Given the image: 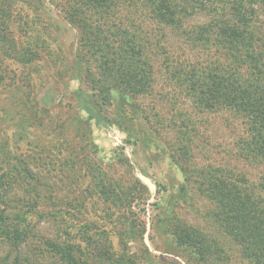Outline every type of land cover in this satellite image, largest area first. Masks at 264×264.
<instances>
[{
  "label": "trees",
  "instance_id": "1",
  "mask_svg": "<svg viewBox=\"0 0 264 264\" xmlns=\"http://www.w3.org/2000/svg\"><path fill=\"white\" fill-rule=\"evenodd\" d=\"M53 2L77 30L73 64L94 89L92 96L101 100L100 106L117 96V115L126 128L137 115L150 124L139 99L152 95L162 78L173 92L170 99L185 101L184 110L227 113L229 124L242 126L232 151L235 160L246 166L264 164V0ZM12 4L0 5V32L14 21ZM25 36L27 45L12 40L15 46L3 54L18 64L42 63L41 53L28 44L46 33ZM176 118L171 129L176 127L173 131L180 138L171 158L187 164L195 123L184 113ZM5 145H0V264H127L126 249L120 253L104 241H111L116 221H86L84 198L57 196L39 175L38 165L36 173L23 153ZM183 164L185 179L196 172L205 180L200 191L211 204V215L240 255L249 264H264V172L251 180L234 167L191 171ZM58 204H64V210H54ZM78 215L85 218L79 226L73 220ZM44 223L52 230L42 231ZM174 229L188 254L211 264L205 237L180 226Z\"/></svg>",
  "mask_w": 264,
  "mask_h": 264
},
{
  "label": "rangeland",
  "instance_id": "2",
  "mask_svg": "<svg viewBox=\"0 0 264 264\" xmlns=\"http://www.w3.org/2000/svg\"><path fill=\"white\" fill-rule=\"evenodd\" d=\"M8 1L13 2L14 21L10 17L13 22L0 32V145L23 153L36 173L38 165L39 175L57 196L84 198L86 221H116L111 241H104L120 253L125 248L127 264H201L184 250L175 226L205 237L211 264H249L213 219L211 204L200 191L203 177L194 172L185 179L183 163L171 158L180 138L171 123L184 113L195 123L192 157L184 167H234L257 180L264 164L246 166L232 156L242 126L229 124L227 113L184 110L185 101H172L173 92L161 78L152 95L139 99L150 124L137 115L126 128L117 115V96L100 106L73 64L77 30L54 0H0V5ZM43 32L46 36L28 44L41 53L42 63L18 64L3 54L15 46L12 40L22 47L27 45L25 35L41 37ZM58 205L54 210H64V204ZM84 219L73 217L78 226ZM41 227L52 230L47 223Z\"/></svg>",
  "mask_w": 264,
  "mask_h": 264
}]
</instances>
